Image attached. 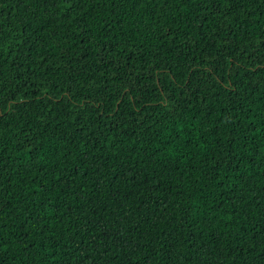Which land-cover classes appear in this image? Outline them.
<instances>
[{"label":"trees","instance_id":"16d2710c","mask_svg":"<svg viewBox=\"0 0 264 264\" xmlns=\"http://www.w3.org/2000/svg\"><path fill=\"white\" fill-rule=\"evenodd\" d=\"M0 264H264V0H0Z\"/></svg>","mask_w":264,"mask_h":264}]
</instances>
